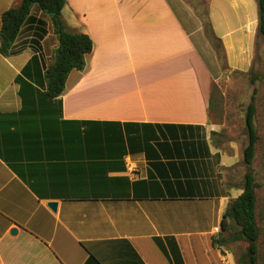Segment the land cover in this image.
<instances>
[{
  "label": "crops",
  "instance_id": "obj_1",
  "mask_svg": "<svg viewBox=\"0 0 264 264\" xmlns=\"http://www.w3.org/2000/svg\"><path fill=\"white\" fill-rule=\"evenodd\" d=\"M21 1L0 0V29ZM31 16L20 52H0V264H238L247 242L222 220L244 177L215 139L207 45L218 62L196 12L184 0H67L66 22L94 49L56 98L45 70L57 35L38 5ZM209 18L229 64L250 66L258 0H210Z\"/></svg>",
  "mask_w": 264,
  "mask_h": 264
},
{
  "label": "trees",
  "instance_id": "obj_2",
  "mask_svg": "<svg viewBox=\"0 0 264 264\" xmlns=\"http://www.w3.org/2000/svg\"><path fill=\"white\" fill-rule=\"evenodd\" d=\"M67 0H22L19 5L5 10L2 14V26L0 29V52L4 56H11L20 52L15 49V42L19 37L23 25L35 18L31 16L32 8L38 5L40 9L51 17L54 32L57 35L58 46L54 51L50 65L45 70L46 93L49 97L56 98L63 94L69 73L74 70H82L86 66V57L94 49V41L87 33L75 32L70 29L63 16V9ZM259 5V31L264 35V0H258ZM41 32L33 40L34 48L40 47V40L46 34L45 22L38 20ZM212 34L219 41L221 39L212 29ZM256 104L254 98L247 108L245 130L249 142L244 148L243 161L246 164L244 174L243 192L233 198L222 220V229L230 228V221L238 229L231 240H244L247 242L246 249L238 259V264H264L259 263V238L260 228L256 216V181L253 162L256 152V144L260 138L255 126ZM227 241L223 238H215L213 245Z\"/></svg>",
  "mask_w": 264,
  "mask_h": 264
},
{
  "label": "rangeland",
  "instance_id": "obj_3",
  "mask_svg": "<svg viewBox=\"0 0 264 264\" xmlns=\"http://www.w3.org/2000/svg\"><path fill=\"white\" fill-rule=\"evenodd\" d=\"M184 1L203 22L205 35L217 57L218 65L216 67V61L214 62L212 53L207 49L208 45L205 50L203 49L213 71H217L211 97V122L217 132L215 139L218 141V145L238 160L237 168L243 177L246 172V164L243 161L244 148L249 142L245 130V119L248 105L254 98L256 104L254 122L260 138L256 144L253 168L256 181L261 182L264 180V35L259 31L251 65L246 69L233 68L228 62L222 41L212 34L209 18L210 0ZM262 193L259 192V194ZM259 199L260 202L263 200L261 197ZM245 247V245H241L239 250L242 251ZM261 248H264V243ZM259 256L261 258L260 253ZM259 263H261V259H259Z\"/></svg>",
  "mask_w": 264,
  "mask_h": 264
},
{
  "label": "water",
  "instance_id": "obj_4",
  "mask_svg": "<svg viewBox=\"0 0 264 264\" xmlns=\"http://www.w3.org/2000/svg\"><path fill=\"white\" fill-rule=\"evenodd\" d=\"M57 202H50L49 203V206L53 209V210H56L57 209ZM13 233L17 232V229H13L12 230Z\"/></svg>",
  "mask_w": 264,
  "mask_h": 264
}]
</instances>
